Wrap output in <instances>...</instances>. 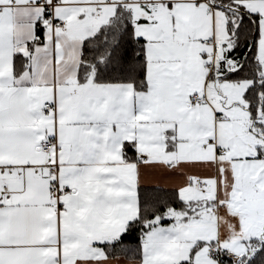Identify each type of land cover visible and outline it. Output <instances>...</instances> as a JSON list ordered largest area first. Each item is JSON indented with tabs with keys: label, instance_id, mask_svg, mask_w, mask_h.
I'll return each mask as SVG.
<instances>
[{
	"label": "snow or ice",
	"instance_id": "6c2138e0",
	"mask_svg": "<svg viewBox=\"0 0 264 264\" xmlns=\"http://www.w3.org/2000/svg\"><path fill=\"white\" fill-rule=\"evenodd\" d=\"M0 264H264V0H0Z\"/></svg>",
	"mask_w": 264,
	"mask_h": 264
}]
</instances>
